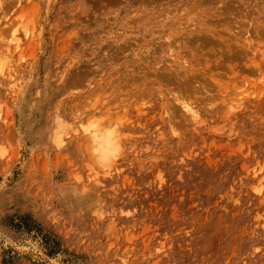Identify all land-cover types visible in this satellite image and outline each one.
<instances>
[{
	"label": "rangeland",
	"instance_id": "374dc122",
	"mask_svg": "<svg viewBox=\"0 0 264 264\" xmlns=\"http://www.w3.org/2000/svg\"><path fill=\"white\" fill-rule=\"evenodd\" d=\"M0 33V264H264V0H0Z\"/></svg>",
	"mask_w": 264,
	"mask_h": 264
},
{
	"label": "bare ground",
	"instance_id": "6f19581e",
	"mask_svg": "<svg viewBox=\"0 0 264 264\" xmlns=\"http://www.w3.org/2000/svg\"><path fill=\"white\" fill-rule=\"evenodd\" d=\"M204 3H205V2H204ZM183 8H184V7H183ZM198 10H199V9H198ZM256 10H257V9H256ZM179 11H180V10H179ZM179 11H178V12H179ZM195 11H196V10H195ZM260 11H261V10H260ZM165 12H167V11H165ZM208 12H209V11H208ZM163 13H164V11H163ZM180 13H181V12H180ZM186 13H187V12H186ZM192 13H193V12H192ZM259 13H260V12H259ZM165 14H167V13H165ZM190 14H191V13H190ZM190 14H189V15H190ZM128 15H129V14H128ZM184 15H185V14H184ZM184 15H183V16H184ZM200 15H202L201 17L203 18L204 14H200ZM207 15H208V14H207ZM254 15H255V14H254ZM93 16H94V15H93ZM95 16H97V15H95ZM181 16H182V15H181ZM191 16H192V15H191ZM210 16H212L211 13H210ZM218 16H219V15H218ZM257 16H258V15H257ZM91 17H92V16H91ZM109 17H110V16H109ZM115 17H116V16H115ZM120 17H121V16H120ZM156 17H157V16H156ZM198 17H200V16L198 15ZM207 17H208V16H207ZM214 17H215V16H214ZM230 17H231V16H230ZM171 18H172V17H171ZM171 18H170V19H171ZM174 18H175V17H174ZM224 18H226V17L224 16ZM160 19H161V18H160ZM185 19H186V18H185V16H184V19H183V20H185ZM203 19H204V18H203ZM222 19H223V18H222ZM258 19H259V18H258ZM11 20H12V19H11ZM131 20H132V21H133V20L136 21V19H131ZM207 20H208V19H207ZM211 20H212V19H211ZM211 20H210V21H211ZM219 20H220V19H219ZM219 20H218V22H220ZM13 21H15V20H13ZM13 21H12V22H13ZM128 21H129V20H128ZM196 21H197V20H196ZM210 21H208V23H209ZM214 21L216 22V20H214ZM214 21H213V22H214ZM12 22L10 21V23H12ZM15 22H16V21H15ZM17 22H18V21H17ZM17 22H16V23H17ZM136 22H137V21H136ZM168 22H169V21H168ZM173 22H174V21H173ZM177 22H178V21H177ZM200 22H201V21H200ZM213 22H212V24H213ZM4 23H5V22H4ZM10 23H9V24H10ZM13 23H14V22H13ZM178 23H179V22H178ZM193 23H194V22H193ZM210 23H211V22H210ZM210 23H209V25H210ZM164 24H165V23H164ZM196 24H197V23H196ZM206 24H207V22H206ZM219 24H220V23H219ZM11 25H12L11 28H13L14 25H13V24H11ZM16 25H17V24H15V27H16ZM21 25H23V23H22ZM116 25H117V24H116ZM190 25H191V24H190ZM204 25H205V24H204ZM209 25L207 24V26H209ZM213 25H214V24H213ZM25 26H26V25H25ZM134 26H135V25H134ZM198 26H199V25H198ZM207 26H205V27H207ZM219 26H220V25H219ZM256 26H257V25H256ZM15 27H14V28H15ZM23 27H24V26H23ZM181 27H182V26H181ZM191 27H192V26H191ZM199 27H200V26H199ZM205 27H204V28H205ZM211 27H212V26H211ZM2 28H3V27H2ZM7 28H8V27H7ZM14 28H13V29H14ZM184 28H185V27H184ZM186 28H187V27H186ZM188 28H190V27H188ZM188 28H187V29H188ZM202 28H203V26H202ZM204 28H203V29H204ZM9 29H10V28H9ZM9 29H7L8 32L6 31V35H7V36L11 35L10 32L13 31V30L10 29V32H9ZM15 29L17 30V27H16ZM27 29H28V28H27ZM103 29H104V28H103ZM191 29H192V28H191ZM208 29H209V28H208ZM219 29H220V27H219ZM261 29H262V28H261ZM2 30H3V29H2ZM5 30H6V28H5ZM5 30H4V31H5ZM16 30H14V31H16ZM188 30H189V29H188ZM192 30H193V29H192ZM201 30H202V29H201ZM223 30H224V28H223ZM225 30H226V29H225ZM232 30H233V29H232ZM167 31H168V30H167ZM195 31H196V30H195ZM197 31H198V30H197ZM204 31H205V29H204ZM204 31H202V33H203ZM206 31H207V30H206ZM206 31H205V32H206ZM230 31H231V30H230ZM1 32H2V31H1ZM16 32H17V31H16ZM138 32H139V31H138ZM184 32H185V31H183V33H184ZM207 32H209V30H208ZM219 32H222V31H219ZM226 32H227V31H226ZM3 33H4V32H3ZM9 33H10V34H9ZM27 33H28V32H27ZM53 33H54V32H53ZM104 33H106V31H105ZM113 33H114V32H113ZM127 33H128V32H127ZM127 33H126V34H127ZM135 33H136V32H135ZM198 33H199V32H198ZM231 33H233V32H231ZM0 34H1V33H0ZM15 34H16V33H13L14 36H15ZM18 34H19V33H18ZM186 34H187V33H186ZM186 34H185V35H186ZM203 34L205 35V33H203ZM222 34L225 36V31H223ZM2 35H3V34H2ZM13 35H12V36H13ZM29 35H30V33H29ZM90 35H91V34H90ZM148 35H149V33H148ZM182 35H184V34H182ZM185 35H184V36H185ZM196 35H197V34H196ZM208 35H209V33L207 34V36H208ZM226 35H227V33H226ZM230 35H231V34H230ZM12 36H10L8 39L12 38ZM24 36H25V39H26V38H27V37H26L27 35H24ZM154 36H155V35H154ZM184 36H183V37H184ZM186 36H187V35H186ZM205 36H206V35H205ZM227 36H228V35H227ZM194 37H196V36H194ZM194 37L192 36V38H194ZM209 37H210V36H209ZM214 37H215V36H214ZM218 37H219V36H218ZM220 37H222V35H221ZM0 38H1V35H0ZM29 38H30V37H29ZM130 38H131V37H130ZM163 38H164V37H163ZM171 38H172V37H171ZM200 38H201V37H200ZM200 38L198 37V38H196V39L199 40ZM207 38H208V37H207ZM215 38H217V37H215ZM215 38H214V39H215ZM222 38H224V37H222ZM222 38H221V39H222ZM18 39H19V38H18ZM22 39H23V38H22ZM30 39H31V38H30ZM148 39H149V38H148ZM148 39H147V40H148ZM165 39H166V38H165ZM165 39H164V41H167V40H165ZM167 39H168V38H167ZM184 39H185V37H184ZM194 39H195V38H194ZM208 39H209V38H208ZM208 39H207L206 41H207V42L209 41V44H210L211 41L208 40ZM210 39L212 40V38H210ZM226 39H229V38L227 37ZM235 39H236V38H235ZM2 40H3V39H2ZM14 40H15V39H14ZM135 40H136V39H135ZM154 40H155V39H154ZM197 40H196V42H197ZM218 40H219V39H218ZM136 41H137V40H136ZM139 41H140V40H139ZM139 41H138V42H139ZM141 41H142V40H141ZM150 41H151V40H150ZM150 41H149V42H150ZM162 41H163V40H162ZM185 41H186V40H185ZM188 41H191V40L188 39ZM200 41H201V40H200ZM206 41H204L205 44H207ZM214 41H216V40H214ZM229 41H231V40H229ZM10 42H12V41H10ZM16 42H17V41H16ZM16 42H15V43H16ZM23 42H24V41H23ZM149 42H148V43H149ZM198 42H199V41H198ZM220 42H221V40H220ZM220 42H219V43H220ZM224 42H225V41H224ZM18 43H20V41H19ZM18 43H17V44H18ZM110 43H111V42H110ZM188 43H189V42H187V44H188ZM190 43H191V42H190ZM202 43H203V42H202ZM217 43H218V42H217ZM217 43H216V42L213 43V40H212V44H214L215 46H216ZM219 43H218V44H219ZM17 44H16V45H17ZM23 44H24V43H23ZM23 44H22V45H23ZM108 44H109V42H108ZM131 44H132V43H131ZM133 44H134V43H133ZM155 44H156V43H155ZM157 44H158V42H157ZM175 44H176V43H175ZM184 44H185V43H184ZM191 44H192V43H191ZM199 44H200V45H199ZM199 44H198V45L201 46V43H199ZM205 44H203V45H205ZM218 44H217V45H218ZM246 44H247V43H246ZM2 45H3V44H2ZM20 45H21V44H20ZM106 45H107V44H105V46H106ZM159 45H160V44H159ZM164 45H165V44H164ZM173 45H174V44H173ZM189 45H190V44H189ZM198 45H197V46H198ZM203 45H202V47H203ZM210 45H211V44H210ZM219 45L221 46L222 43L219 44ZM231 45H232V44H231ZM231 45H230V46H231ZM102 46H103V45H102ZM109 46H110V44H109ZM128 46H130V45H129V42H128ZM142 46H143V44H142ZM175 46H176V45H175ZM208 46H209V45H208ZM211 46H212V45H211ZM222 46H223V45H222ZM240 46H241V45H240ZM14 47H15V46H14ZM19 47H20V46H19ZM36 47H37V46H36ZM106 47H107V46H106ZM135 47H136V46H135ZM154 47H156V46H154ZM183 47H184V46H183ZM192 47H193V45H192ZM206 47H207V45H206ZM206 47L204 46V48H205V52H206ZM212 47H213V46H212ZM216 47H217V46H216ZM227 47H228V46H227ZM242 47H243V49H244L245 46H242ZM6 48H7V47H6ZM9 48H10V47H9ZM16 48H17V47H15V49H16ZM26 48H27V47H26ZM34 48H35V47H34ZM103 48H105V47H103ZM124 48H125V47H124ZM139 48H142V49H143V47H141V46H140ZM158 48H159V46L157 47V50H158ZM170 48H171V47H170ZM173 48H174V47H173ZM176 48H177V47H176ZM194 48H195V47H194ZM197 48H198V47H197ZM199 48H201V47H199ZM199 48H198V49H199ZM204 48H202L203 51H204ZM214 48H215V47H214ZM240 48H241V47H240ZM246 48H247V47H246ZM22 49H23V48H22ZM22 49H21V52H22ZM110 49H111V48H110ZM127 49H128V48H127ZM171 49H172V48H171ZM182 49H183V48H182ZM187 49H188V47H187ZM187 49H186V51H187ZM216 49H217V48H216ZM228 49H229V48H228ZM228 49H227V50H228ZM159 50H160V48H159ZM162 50H163V49H162ZM193 50H194V49H193ZM195 50H197V49L195 48ZM200 50H201V49H200ZM200 50H198V51H200ZM207 50H208V49H207ZM218 50H219V49H218ZM233 50H234V48H233ZM241 50H242V49H240L239 51H241ZM245 50H247V49H244V51H245ZM8 51H9V49H8ZM14 51H15V50H14ZM111 51H112V50H111ZM155 51H156V50H155ZM186 51L183 52V53H185V55H186ZM190 51H191V50H190ZM234 51H235V50H234ZM5 52H6V51H5ZM109 52H110V51H109ZM153 52H154V51H153ZM178 52H179V51H178ZM205 52H203V54H207V53L210 54L209 52H206V53H205ZM216 52H218V51H216ZM219 52H220V50H219ZM219 52L216 53V54H218V55L221 54L220 57H222V52H220V53H219ZM230 52H231V51H230ZM236 52H237V51H236ZM236 52H235V53H236ZM245 52H246V51H245ZM245 52H244V53L241 52V53L247 56V54H246ZM155 53H156V52H155ZM155 53H154V54H155ZM169 53H171V52H169ZM181 53H182V52H181ZM181 53H180V54H181ZM183 53H182L181 55H184ZM188 53L190 54L189 51H188ZM193 53H194V52H193ZM200 53H201V52H200ZM212 53H214V52H212ZM212 53H211V55H212ZM225 53H226V52H225ZM225 53H224V54H225ZM238 53L241 54L240 52H238ZM7 54H8V53H7ZM13 54H14V53H13ZM16 54H17V53H16ZM19 54H20V52H19ZM103 54H104V53H103ZM133 54H134V53H133ZM149 54H152V53H149ZM195 54H196V53H195ZM216 54H215V56H216ZM263 54H264V53H263ZM130 55H131V54H130ZM169 55H170V54H169ZM171 55H172V54H171ZM197 55H198V54H197ZM200 55H201V54H200ZM218 55H217V56H218ZM230 55H231V54H230ZM111 56H112V54H111ZM114 56H115V55H114ZM164 56H165V55H164ZM190 56H191V55H190ZM190 56H189V57H190ZM212 56H213V55H212ZM215 56H214V57H215ZM4 57H5V56H4ZM19 57H20V56H19ZM19 57H18V59H19ZM135 57H137V56L135 55ZM139 57H140V56H139ZM154 57H155V56H154ZM183 57H184V56H183ZM189 57H188V60L191 58V57H190V58H189ZM218 57H219V56H218ZM224 57H225V55H224ZM226 57H227V55H226ZM229 57H230V56H229ZM231 57H232V56H231ZM231 57H230V58H231ZM1 58H2V55H1ZM12 58H14V56H13ZM227 58H228V57H227ZM232 58H233V57H232ZM232 58H231V59H232ZM3 59H7V60H8V58H3ZM217 59H218V58H217ZM231 59H230V60H231ZM0 60H2V59H0ZM103 60H104V59H103ZM144 60H145V59H144ZM161 60H163V59H161ZM166 60H169V59H166ZM166 60H165V61H166ZM196 60H197V59H196ZM215 60H216V59H215ZM8 61H9V60H8ZM8 61H7V62H8ZM12 61H13V60H12ZM15 61H16V60H15ZM18 61H20V60H18ZM101 61H102V60H101ZM165 61H164V65H170V63H172V61H167V62H169V64H167V63L165 64ZM186 61H187V60H186ZM186 61H183V62H186ZM192 61L194 62V59H193ZM199 61H200V60H199ZM202 61H203V60H202ZM221 61H223V60H221ZM221 61L219 60V62H218V61H217V62H218L220 65H222V64H221V63H222ZM224 61H225V60H224ZM224 61H223V63H224ZM232 61H234V60H232ZM238 61H239V60H238ZM256 61H257V60H256ZM3 62H4V61H3ZM134 62H135V61H134ZM175 62H177V61H175ZM200 62H201V61H200ZM217 62H215V63H217ZM220 62H221V63H220ZM4 63H5V62H4ZM93 63H94V62H93ZM253 63L255 64L254 61H253ZM5 64H7V63H5ZM140 64H141V63H140ZM148 64H149V63H148ZM153 64H154V63H153ZM172 64H173V63H172ZM175 64H176V63H175ZM182 64H183V63H182ZM8 65H9V64H8ZM10 65H11V64H10ZM142 65H143V64H142ZM142 65H141V66H142ZM162 65H163V63H162ZM164 65H163V66H164ZM185 65H186V64H184L183 66L187 68V66H185ZM188 65H190V64H188ZM191 65H192V64H191ZM191 65L188 66V67H191ZM194 65H195V63H194ZM194 65H193V66H194ZM211 65H212V64H211ZM257 65H258V63H257ZM0 66H1V65H0ZM4 66H5V65H4ZM163 66H162V67H163ZM174 66H175V65L173 64V67H174ZM196 66H197V63H196ZM201 66L203 67V65H201ZM206 66H207V65H206ZM255 66H256V65H255ZM9 67H10V66H9ZM162 67H161V68H162ZM165 67L167 68L168 66H165ZM169 67H172V65L169 66ZM208 67H209V66H207V68H208ZM210 67H211V66H210ZM246 67H247V66H246ZM256 67H258V66H256ZM256 67H255V68H256ZM2 68H3V67H2ZM7 68H8V67H7ZM15 68H16V67H15ZM91 68L93 69V67H91ZM175 68H176V67H175ZM177 68L179 69L178 66H177ZM177 68H176V69H177ZM193 68H194V67H193ZM196 68H197V67H196ZM196 68H195V69H196ZM200 68H201V67H200ZM236 68H238V67L236 66ZM241 68H242V66H241ZM243 68H244V67H243ZM0 69H1V67H0ZM8 69H9V68H8ZM12 69H13V68H12ZM12 69H11V70H12ZM32 69H33V68H32ZM32 69H31V70H32ZM85 69H86V68H85ZM89 69H90V68H89ZM136 69H137V68H136ZM162 69H163V68H162ZM162 69H161V70H162ZM173 69H174V68H173ZM191 69H192V67H191ZM195 69H193V70H195ZM209 69H210V68H209ZM231 69H232V68H231ZM231 69H230V70H231ZM234 69H235V67H234ZM238 69H239V68H238ZM257 69H258V68H257ZM11 70H10V71H11ZM97 70H98V69H97ZM138 70H139V69H138ZM171 70H172V69H171ZM193 70H192V71H193ZM196 70H197V69H196ZM196 70H195V71H196ZM212 70H213V69H212ZM230 70H229V71H230ZM232 70H233V69H232ZM235 70H236V69H235ZM243 70H244V69H243ZM245 70H246V68H245ZM1 71H2V70H1ZM3 71H4V70H3ZM12 71H13V70H12ZM90 71H91V70H90ZM141 71H142V70H141ZM184 71H185V69H184ZM189 71H191V70H189ZM201 71H204L205 74H206V72H207L206 69L201 70ZM210 71H211V70H210ZM240 71H241V69H240ZM257 71H260V69L257 70ZM27 72H28V71H27ZM143 72H144V71H143ZM172 72H173V71H172ZM193 72H194V71H193ZM208 72H209V71H208ZM220 72H221V71H220ZM220 72H218V74H219ZM232 72H233V71H232ZM241 72H243V71H241ZM8 73L10 74V73H12V72H9V71H8ZM8 73H7V74H8ZM173 73H174V72H173ZM185 73H186V71H185ZM191 73H192V72H190V74H191ZM194 73H195V72H194ZM194 73H192V75H193ZM215 73H217V72H215ZM0 74H1V73H0ZM9 74H8V75H9ZM13 74H14V73H13ZM30 74H31V73H30ZM75 74H76V73H75ZM84 74H85V73H84ZM89 74H90V73H89ZM165 74H168V73H165V72H164V76H165ZM186 74H188V72H187ZM213 74H214V73H213ZM227 74H230V73L228 72ZM10 75H11V74H10ZM36 75H37V74H36ZM143 75H147V74H143ZM159 75H160V74H159ZM168 75H169V74H168ZM168 75H166V76H168ZM170 75H173V74L171 73ZM175 75H176V74H175ZM183 75L185 76L184 72H183ZM194 75H195V74H194ZM196 75H198V71H197V74H196ZM202 75H204V73H203ZM220 75H221V76H220ZM220 75H216V76H217V77H222V76H224V74H223V75L220 74ZM1 76H2V75H0V77H1ZM89 76H90V75H89ZM153 76H154V75H153ZM164 76L161 75V76H159V77L162 78V77H164ZM211 76H212V74H211ZM211 76H210V77H211ZM229 76H230V75H229ZM233 76H234V75H232L230 78H234ZM260 76H261L260 79H261V81H262V79H263V75L261 74ZM3 77H4V76H3ZM3 77H2V79L0 78V80L3 81ZM6 77H7V76H6ZM9 77H10V76H9ZM11 77H12V76H11ZM29 77H30V76H29ZM70 77H71V76H70ZM134 77H135V76H134ZM170 77H172V76H169V79H168L169 83H170V81L172 82V80H173V83L176 84V83L178 82V80H179V79H178L177 82H176V81H175L176 76H175V77L173 76L175 79H170ZM173 77H172V78H173ZM189 77H191V78H189V79L192 81V76H189ZM197 77H198V76H197ZM197 77L195 76V78H197ZM213 77H214V76H213ZM226 77H227V76H226ZM7 78H8V77H7ZM12 78H13V77H12ZM85 78H86V77H85ZM85 78H84V79H85ZM132 78H133V77H132ZM161 78H160V79H161ZM164 78H166V81H167V78H168V77H164ZM180 78H181V77H180ZM222 78H223V80H224V77H222ZM228 78H229V77H228ZM230 78H229V79H230ZM28 79H29V78H28ZM61 79H62V78H61ZM77 79H78V77H77ZM86 79H87V78H86ZM97 79H99V78H97ZM182 79H183V78H182ZM189 79L186 78L185 80H189ZM213 79H215V77H214ZM219 79H220V78H219ZM219 79H218V80H219ZM258 79H259V78H258ZM4 80H5V78H4ZM145 80H146V79H145ZM190 80H189V82H191ZM197 80H199V79H197ZM200 80H201V79H200ZM205 80H206V79H205ZM205 80H204V81H205ZM208 80L210 81L209 78H208ZM225 80H226V79H225ZM7 81H8V80H7ZM7 81H6V82H7ZM100 81H101V80H100ZM161 81H162V79H161ZM182 81H183V82H182ZM182 81H181V82L183 83V84H182L183 87L186 86V87L183 88V89L186 90V88H187L190 84L187 85V82H186V84H185L184 79H183ZM215 81H217V80L215 79ZM8 82H9V81H8ZM78 82H79V81H78ZM129 82H131V81L129 80ZM148 82H149V81H148ZM151 82H152V81H151ZM157 82H158V79H157ZM175 82H176V83H175ZM179 82H180V81H179ZM179 82H178V84H179ZM181 82H180L179 86L181 85ZM192 82H193V81H192ZM202 82H203V81H202ZM223 82L225 83L226 81H223ZM82 83H83V82H82ZM135 83H136V82H135ZM152 83H153V82H152ZM161 83H163V82H161ZM194 83H196V81H194ZM194 83H192V85H193ZM203 83H204V82H203ZM203 83H202V85H204V86H205V84L208 85V86H209V84H210V86H211V84H212V83H207V82H205V84H203ZM213 83H214V82H213ZM221 83H222V81H221ZM15 84H16V83H15ZM77 84H79V83H77ZM136 84H137V83H136ZM155 84H157V83H155ZM164 84H165V83H164ZM184 84H185V85H184ZM217 84H218V83L215 82L214 84H212V86H214V87L216 88V90H219L220 88L217 89V86H215V85H217ZM11 85H12V84H11ZM13 85H14V84H13ZM17 85H18V84H17ZM169 85H170V84H169ZM194 85H195V84H194ZM199 85H201V83H200ZM219 85H220V82H219ZM219 85H218V87L221 86V85H220V86H219ZM226 85H228V84L226 83ZM94 86H95V85H94ZM150 86H151V85H150ZM162 86H163V84L161 85V87H162ZM176 86H177V84H176ZM179 86H178V87H179ZM145 87H149V86H146V85H145ZM164 87H167V85H165ZM189 87H190V86H189ZM200 87H201V86H200ZM205 87H207V86H205ZM214 87H212V88L214 89ZM222 87L225 88V86H223V85H222ZM11 88H12V87H11ZM121 88H122V87H121ZM157 88H158V87H157ZM191 88H193V86L190 87V89H189L188 91H187V90H186V91H187V92H190V90H193V89H191ZM194 88H195V87H194ZM198 88H199V87L197 86V90H198ZM208 88H209V87H208ZM208 88H207V89H208ZM226 88H227V87H226ZM26 89H27V88H26ZM144 89H145V88H144ZM144 89H143V90H144ZM150 89H151V88H150ZM152 89H153V87H152ZM163 89H164V88H163ZM166 89H167V88H166ZM187 89H188V88H187ZM201 89H202V88H199L198 92H200L201 95H202V93L205 94V92H206V91H205L206 88L204 89L205 92H203V89H202V92H201ZM227 89H228V88H227ZM132 90H133V88H132ZM157 90H159V89H157ZM168 90H169V89H168ZM197 90H196V92H197ZM209 90H210V88H209ZM209 90H208V91H209ZM222 90H223V88H222ZM9 91H10V90H9ZM146 91H147V90H146ZM186 91H184V92H186ZM224 91H225V90H224ZM226 91H227V90H226ZM25 92H26V91H25ZM138 92H139V91H138ZM187 92H186V93H187ZM191 92H192V91H191ZM194 92H195V90H194ZM222 92H223V91H222ZM256 92H257V91H256ZM10 93H13V92H10ZM14 93H15V92H14ZM153 93H154V92H153ZM160 93H161V92H160ZM192 93H193V92H192ZM192 93H190V94H192ZM210 93H211V92L206 93V94H208V95L205 94L206 97L209 96ZM259 93H260V92H259ZM130 94H131V92H130ZM133 94H134V92H133ZM146 94H147V92H146ZM146 94H145V95H146ZM187 94H189V93H187ZM196 94H197V93H196ZM198 94H199V93H198ZM223 94H224V93H223ZM11 95H12V94H11ZM97 95H98V94H97ZM97 95H96V96H97ZM128 95H129V94H128ZM131 95H132V94H131ZM131 95H130V96H131ZM143 95H144V92H143ZM145 95H144V97H142V99L144 98V99L148 100V98H145ZM220 95H221V94H220V93L218 94L217 92L214 93V95L212 94L213 97H212V96H211V98L209 97V98H210V101H211L212 98H213V100H215V99H216L215 96H220ZM140 96H141V93H140ZM148 96H149V95H148ZM148 96H146V97H148ZM159 96H160V95H159ZM166 96H167V95H166ZM172 96H173V94H172ZM178 97H179V96H178ZM181 97H182V96H181ZM185 97H186V96H185ZM195 97H197V95H196ZM206 97H205V98H206ZM22 98H23V97H22ZM97 98H98V97H97ZM128 98H129V97H127V99H128ZM160 98H161V97H160ZM173 98H175V97H173ZM183 98H184V97H183ZM183 98H179V99L182 100ZM192 98H193V97H192ZM205 98H204V96H202V99L205 100ZM94 99H95V98H94ZM111 99H112V98H111ZM133 99H134V98H133ZM139 99H140V98H139ZM144 99H143V100H144ZM162 99H163V98H162ZM171 99H172V98H171ZM179 99L177 98V100H179ZM184 99H185V98H184ZM198 99H199V97H198ZM244 99H245V98H244ZM169 100H170V99H169ZM174 100H176V99H174ZM206 100L208 101V99H206ZM206 100H205V102H207ZM213 100H212V101H213ZM144 101H145V100H144ZM144 101H143V102H144ZM148 101H150V100H148ZM151 101H152V100H151ZM151 101H150V102H151ZM191 101H193V100H191ZM196 101H197V100H196ZM134 102H135V101H134ZM143 102H142V104H143ZM150 102H149V104H150ZM194 102H195V101H194ZM198 102H199V101H198ZM241 102L244 103L243 101H241ZM241 102H240V103H241ZM20 103H21V102H20ZM103 103H104V101H103ZM130 103H131V102H130ZM132 103H133V102H132ZM132 103H131V104H132ZM145 103H147V101H145ZM190 103H191V102H190ZM195 103H196V102H195ZM195 103H194V104H195ZM202 103H203V102H202ZM151 104H152V103H151ZM171 104H172V103H171ZM171 104H170V105H171ZM192 104H193V103H192ZM196 104H197V103H196ZM199 104H201V103L199 102ZM199 104H197V106H198ZM207 104H208V103H207ZM99 105H100V104H99ZM144 105H145V104H144ZM144 105H143V108H144ZM147 105H148V104H146V106H147ZM188 105H189V103H188ZM205 105H206V104H205ZM241 105L244 106L243 104H241ZM241 105L239 104L238 106H241ZM120 106H121V105H120ZM120 106H118V107H120ZM123 106H124V105H123ZM141 106H142V105H141ZM172 106H173V105H172ZM192 106H194V105H192ZM199 106H200V105H199ZM201 106H203V105L201 104ZM201 106H200V107H201ZM242 106H241V107H242ZM135 107H136V106H134V108H135ZM159 107H160V106H159ZM176 107H178V106L175 105V108H176ZM181 107H182V106H181ZM195 107H196V106H195ZM195 107H194V108H195ZM123 108H124V107H123ZM131 108H132V107H131ZM192 108H193V107H192ZM118 109H119V108H118ZM164 109H166V108H164ZM184 109H185L187 112H189V113L192 112V114H193V111L191 110V108H189L186 104L184 105ZM196 109H197V108H196ZM199 109H200V108H199ZM149 110H150V109H149ZM151 110H152V109H151ZM177 110H178V109H177ZM179 110H180V109H179ZM194 110H195V109H194ZM123 111H124V110H123ZM165 111H167V110H165ZM175 111H176V110H175ZM181 111H182V110H181ZM234 111H235V110H234ZM236 111H237V110H236ZM144 112H147V111L145 110ZM173 112H174V111H173ZM177 112H179V111H177ZM182 112H183V111H182ZM199 112H200V111H199ZM206 112L208 113V111H206ZM242 112H243V111H242ZM244 112H245V111H244ZM138 113H139V112H138ZM166 113H167V112H166ZM189 113H188V115H189ZM196 113H197V112H195V114H196ZM210 113H211V112H210ZM210 113H209V114H210ZM215 113H216V111H215ZM175 114H176V113H175ZM198 115H200V114H198ZM198 115H197V116H198ZM122 116H123V115H122ZM154 116H155V115H154ZM189 116H190V115H189ZM200 116H202V115H200ZM100 117H102V116H100ZM103 117H104V116H103ZM105 117H106V116H105ZM176 117H177V116H176ZM202 117H203V116H202ZM202 117H201V118H202ZM190 118H191V117H190ZM194 118H195V117H194ZM201 118H200V119H201ZM213 118H214V117H213ZM107 119H108V118H107ZM110 119H111V118H110ZM113 119H114V118H113ZM117 119L121 120V119L118 118V117H117ZM129 119H130V118H129ZM133 119H134V118H133ZM133 119H132L131 121H133ZM187 119H188V118H187ZM192 119H193V118H192ZM196 119H198V117L195 118L194 120L196 121ZM119 120H118V126L121 125L120 123H123V125H124V122H120V123H119ZM158 120H159V117H158ZM171 120H172V119H171ZM188 120H190V119H188ZM194 120H192V121H194ZM107 121H108V120H107ZM124 121H125V118H124ZM126 121H127V120H126ZM126 121H125V122H126ZM134 121H135V120H134ZM114 122L117 123L116 120H115ZM114 122H113V123H114ZM116 123H115V125H117ZM153 123H154V122H153ZM180 123H181V121H180ZM193 123H194V122H193ZM165 124H166V123H165ZM207 124H208V123H207ZM115 125L113 124V126H115ZM172 125H173V124H172ZM176 125H177V124H176ZM179 125H180V124H179ZM192 125H193V124H192ZM198 125H199V124H198ZM203 125H204V124H203ZM130 126H131V125H130ZM115 127H116V126H115ZM138 127H139V125H138ZM199 127H200V126H199ZM125 128H126V127H125ZM125 128H124V129H125ZM133 128H134V127H133ZM181 128H182V127H181ZM189 128H190V126H189ZM194 128H195V127H194ZM196 128H197V126H196ZM203 128H204V127H203ZM211 128H212V127H211ZM135 129H136V128H135ZM190 129H191V128H190ZM129 130H130V129H129ZM132 130H134V129H132ZM132 130H131V131H132ZM205 130H206V129H205ZM216 130H217V129H216ZM58 131H59V130H58ZM117 131H118V129H117ZM136 131H137V130H136ZM169 131H170V129H169ZM104 132H105V131H104ZM189 132H190V131H189ZM206 132H207V131H206ZM99 133H101V132H99ZM99 133H97V134H99ZM102 133H103V132H102ZM141 133H142V132H141ZM82 134H83V133H82ZM97 134H93V135H92V141L89 140V141H91V142L93 143V144L90 145V146H93L95 151H99L100 154H103L102 156H105V155L108 156V153H111L112 150L115 151V149H113V148H114V144L110 142V138H109V141L106 140V141H103V143H102V141H99V140H98V138L101 137L102 135L99 136V135H97ZM104 134H105V133H104ZM167 134H168V133H167ZM188 134H189V133H188ZM199 134H200V133H199ZM206 134H207V133H206ZM49 135H50V134H49ZM61 135H62V134H61ZM128 135H129V134H128ZM168 135H169V134H168ZM176 135H177V134H176ZM178 135H179V134H178ZM195 135H196V134H195ZM200 135H201V134H200ZM51 136H52V135H51ZM62 136H63V135H62ZM105 136H107V134H105ZM110 136H111V135H110ZM169 136H170V135H169ZM184 136H185V135H184ZM202 136H203V135H202ZM202 136H201V137H202ZM63 137H64V136H63ZM129 137H130V136H129ZM132 137H133V136H132ZM161 137H162V136H161ZM196 137H197V136H196ZM198 137H199V136H198ZM162 138H163V137H162ZM168 138H169V137H168ZM84 139H85V137H84ZM88 139H90V136H89ZM100 139H101V138H100ZM104 139H105V138H104ZM104 139H103V140H104ZM118 139H119V138H118ZM138 139H139V138H138ZM199 139H200V138H199ZM201 139H202V138H201ZM101 140H102V139H101ZM169 140H170V138H169ZM129 141H131V140H129ZM115 142H116V140H115ZM169 142H170V141H169ZM193 142H195V141H193ZM172 143H173V142H172ZM181 143H182V142H181ZM89 144H90V143H89ZM176 144H177V143H176ZM83 145H84V144H83ZM115 145H116V144H115ZM167 145H168V144H167ZM173 145H174V144H173ZM183 145H184V144H182V146H183ZM196 145H197V144H196ZM198 145H200V144H198ZM59 146H60V145H59ZM77 146H79V144H78ZM85 146H86V145H85ZM119 146H120V145H118V148H119ZM163 146H164V145H163ZM193 146H194V145H193ZM82 147H83V146H82ZM88 147H89V146H88ZM171 147H173V146H171ZM196 147H197V146H196ZM196 147H194V149H195ZM200 147H201V146H200ZM148 148H149V147H148ZM185 148H186V147H185ZM189 148H190V147H189ZM91 149H92V148H91ZM182 149H184V146H183ZM199 150H200V149H199ZM125 151H126V150H125ZM180 152H181V151H180ZM180 152H179V153H180ZM182 152H183V151H182ZM96 153H97V152H96ZM195 153H196V152H195ZM117 154H119V153L117 152ZM117 154L115 153V155H117ZM111 155H112V153L109 155V157H110ZM113 155H114V154H113ZM183 155H184V154H183ZM98 156H99V153H98ZM107 156H106V157H107ZM119 156H120V155H119ZM179 156H180V155H179ZM111 157H112V156H111ZM191 157H192V156H191ZM113 158L115 159V156H114ZM116 158H117V157H116ZM125 158H126V157H125ZM189 158H190V157H189ZM189 158H188V159H189ZM102 159H103V157H102ZM105 159H106V158H105ZM110 159H111V158H110ZM110 159H108V160L110 161ZM100 160H101V158H100ZM128 160H129V158H128ZM143 160H144V159H143ZM180 160H181V158H180ZM125 161H127V160H125ZM194 161H196V160H194ZM100 162H101V161H100ZM182 162H183V161H182ZM184 162H186V161H184ZM102 164H104V163H102ZM119 165H120V164H119ZM165 165H166V164H165ZM150 166H151V164H150ZM202 166H203V165H202ZM213 166L215 167V165H213ZM219 166H220V165H219ZM204 167H205V166H204ZM227 167H228V166H227ZM135 168H136V166H135ZM188 168H189V167H188ZM207 168H208V167H207ZM209 168H210V167H209ZM173 169H174V168H173ZM215 169H216V168H215ZM259 171H261V169H260ZM263 173H264V172H263ZM261 177H262L261 179H264V175L261 176ZM204 179H205V177H204ZM207 180H208V179H207ZM205 181H206V180H205ZM103 192H104V191H103ZM94 216H95V215H94ZM95 217H96V216H95ZM100 219H101V218H100ZM93 221H94V219H93ZM95 221H97V220H95ZM98 221H99V220H98ZM91 222H92V221H91ZM91 222H90V223H91ZM93 223H94V222H93Z\"/></svg>",
	"mask_w": 264,
	"mask_h": 264
}]
</instances>
